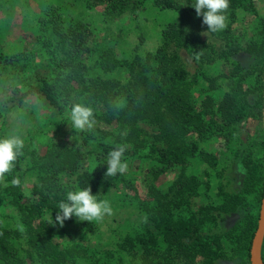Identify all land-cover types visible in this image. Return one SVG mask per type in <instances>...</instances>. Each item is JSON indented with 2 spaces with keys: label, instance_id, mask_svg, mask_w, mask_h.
Instances as JSON below:
<instances>
[{
  "label": "trees",
  "instance_id": "trees-1",
  "mask_svg": "<svg viewBox=\"0 0 264 264\" xmlns=\"http://www.w3.org/2000/svg\"><path fill=\"white\" fill-rule=\"evenodd\" d=\"M145 1L148 0H81L85 6H100L105 15ZM152 1L159 7L174 9L177 19L161 28L158 44L142 56L114 58L100 51L91 57L92 28L84 20H66L58 1L47 3L35 16L30 39L43 56L39 66L45 71L33 67L32 79L20 77L24 88L13 87L10 105L19 104L29 94L41 97L56 114V123L65 126L77 142L72 146L49 142L43 149L24 145L13 171L0 182V207L4 199L18 214L14 217L0 208V264H105L109 258L103 254L89 257L82 250L84 247H60L54 237L61 234L63 227L48 222L51 216L55 221L58 204L66 199L68 191L85 187L96 192L98 198L119 190L121 199L135 204L163 238L164 248L160 252L154 250V258H144L145 249L140 247V264H212L220 256L216 239L203 233L204 226L213 222L215 216L208 205L195 209L190 206L189 195L196 193L201 176L182 168L194 158L205 165H217L215 154L204 143L216 133L225 137L232 132L237 134L235 123L246 118L253 107L257 106L264 126V88L252 105L242 93L236 96L230 89L215 98L206 95V80L214 83L218 77L230 79L234 74L228 69L219 75H206V59L228 57L241 47L256 52V64L264 62V17L254 27L255 37L248 35L244 45H235L236 38L228 24L224 30L212 33L220 35L223 42L220 51H214L206 45V36L201 35L207 26L202 24V16L196 15L195 0ZM238 10L255 13L252 0H230L225 13L227 21ZM180 50L196 65L193 70L188 68ZM0 63L22 70L27 67V56L22 51L7 54L0 50ZM116 66L122 67L124 76L115 74L112 68ZM250 72H243L241 80L245 81ZM75 104L92 108L96 121L92 129L81 131L73 126L70 112ZM121 143L129 146L124 159L137 158L138 162L149 164L152 172L178 167L179 172L164 189L149 182V202L127 193L132 187L131 176L105 175L108 152ZM255 143L248 137L241 143L248 159L245 190L233 193L218 185L216 208L229 209L247 201L248 191L258 200L264 153L254 148ZM23 174L32 175L29 194L22 190ZM14 179L19 180V185L13 183ZM76 219L73 216L65 222ZM248 221L238 223L229 237L230 243L240 247L245 264H249L248 244L255 228L254 220L252 225L249 221V227ZM143 232L153 235L152 230L137 229L139 237L131 240L135 246L143 243ZM261 257L264 261L262 251Z\"/></svg>",
  "mask_w": 264,
  "mask_h": 264
},
{
  "label": "rangeland",
  "instance_id": "rangeland-1",
  "mask_svg": "<svg viewBox=\"0 0 264 264\" xmlns=\"http://www.w3.org/2000/svg\"><path fill=\"white\" fill-rule=\"evenodd\" d=\"M54 1L60 4L66 20H84L92 28L94 48L91 57L99 54L100 51H106L114 58H124L132 54L142 56L158 44L161 28L168 21L177 19L174 9L159 7L152 0L145 1L141 5L125 7L110 15H105L98 5L85 6L81 0H0V50L7 54L22 51L27 56V67L22 70L8 63H0V138L19 136L27 148L34 146L43 149L49 142L59 141L72 146L77 142L65 126L56 123V114L46 106L41 97L29 94L19 104L10 105L13 87L18 90L24 88L22 81H19L20 77L32 79L33 67L45 71L43 66H39L43 56L36 50L37 44L32 42L30 37L35 28V16L47 3H56ZM252 4L255 8L254 14L238 10L231 21H227L236 38L235 45H244L248 35L254 38L256 33L254 27L259 18L264 17V0H252ZM256 37L258 38L259 34ZM222 43L220 35L211 33L209 37L206 36V45H211L214 51H220ZM236 49L228 57L212 56L206 59V75H219L220 72L228 69L234 71L230 79L218 77L214 83L206 80V95L215 98L223 90L230 89L236 96L238 93L241 96L242 93L248 104L252 105L264 88V62L259 65L255 63L256 52L252 49L251 51L241 47ZM182 57L190 70L196 67L184 53ZM112 70L119 76L125 75L122 67L116 66ZM248 70L251 71L249 77L247 76L245 81L241 80V74ZM199 83L200 81H197V84ZM256 107L251 109L252 112L250 111L246 118L235 123V126H238L237 134L232 132L225 137L216 133L204 143L206 149L215 154L217 165H209L207 162L205 165L204 162L194 158L190 164L182 168L186 173L191 171L201 176L202 183L196 193L189 195L190 206L195 209L198 205H208L209 211L215 216L214 221L205 225L203 230L204 234L215 238L216 243L221 247L220 256L216 257L212 264H245L241 260L240 247L238 248L236 243H230L229 237L243 219L249 220L250 225L253 219L256 224L261 194L257 200L255 194L248 191L247 201L235 203L229 209H222L216 208L219 199L215 189L221 185L233 193L245 190L244 176L247 167L245 163L248 159L245 156L247 153L242 151L241 143L246 137L256 141L254 148L258 147L264 153V126L262 115ZM125 160L129 165L125 174L127 177L131 176L130 180H132V187L126 191L130 196L146 202L151 201L147 195L150 181L158 189H164L179 172L178 167L152 172L149 164L144 165L138 162L137 158ZM31 181L32 175L23 174L22 190L25 194H29ZM92 193L96 195V192ZM113 193L109 192L105 198H100L110 201L113 210L111 216H105L98 222L78 219L69 223L64 222L63 231L61 234H56L54 239L58 241L60 247L68 246L75 250L77 246L84 247L82 250H85L89 257L103 254L109 258L107 261L110 264H140L138 257L142 253L140 247L145 249L142 254L144 258H154L153 251L159 249L160 252L164 248L163 238L156 234V229L153 228L150 220L145 218L143 212L137 210L135 204L125 201V198L122 200L119 190ZM0 208L14 217L18 215L15 208L4 199ZM139 228L152 230L153 235L143 232L141 237L143 243H137L135 246L131 240L135 241L139 237L136 234ZM244 230L248 228L245 227ZM261 251L264 257V237ZM78 252L80 253L79 250ZM107 261L105 264H108Z\"/></svg>",
  "mask_w": 264,
  "mask_h": 264
},
{
  "label": "clouds",
  "instance_id": "clouds-1",
  "mask_svg": "<svg viewBox=\"0 0 264 264\" xmlns=\"http://www.w3.org/2000/svg\"><path fill=\"white\" fill-rule=\"evenodd\" d=\"M230 6V0H195L193 5L196 15L202 16V24L207 26V30L201 35L209 37L211 33L224 30L227 26L226 12ZM71 121L73 126L81 131H87L94 127L96 121L92 108L83 104H75L71 108ZM23 140L19 136H9L0 138V182L5 181V177L10 174L20 155L23 154ZM125 143L117 144L107 155V170L105 175L114 177L124 175L128 171V163L124 159L128 150ZM13 183L19 185V180L14 179ZM55 221L52 216L48 219L50 224H59L63 227L65 220L75 216L79 221L98 222L105 216L112 215L110 201L100 199L94 195L91 188H77L70 190L66 194V199L58 204Z\"/></svg>",
  "mask_w": 264,
  "mask_h": 264
},
{
  "label": "water",
  "instance_id": "water-1",
  "mask_svg": "<svg viewBox=\"0 0 264 264\" xmlns=\"http://www.w3.org/2000/svg\"><path fill=\"white\" fill-rule=\"evenodd\" d=\"M264 237V177L262 184V192L259 201L258 213L255 228L252 232L248 246L249 264H264L261 257V245Z\"/></svg>",
  "mask_w": 264,
  "mask_h": 264
}]
</instances>
